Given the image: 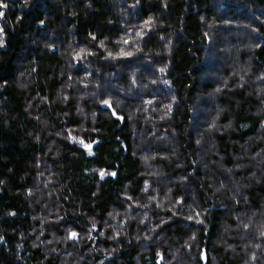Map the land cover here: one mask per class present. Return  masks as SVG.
Returning a JSON list of instances; mask_svg holds the SVG:
<instances>
[{
    "label": "trees",
    "instance_id": "1",
    "mask_svg": "<svg viewBox=\"0 0 264 264\" xmlns=\"http://www.w3.org/2000/svg\"><path fill=\"white\" fill-rule=\"evenodd\" d=\"M0 2V264H264V0Z\"/></svg>",
    "mask_w": 264,
    "mask_h": 264
},
{
    "label": "snow or ice",
    "instance_id": "2",
    "mask_svg": "<svg viewBox=\"0 0 264 264\" xmlns=\"http://www.w3.org/2000/svg\"><path fill=\"white\" fill-rule=\"evenodd\" d=\"M0 8H7V4L6 3H2L0 2ZM4 15V13L2 11H0V17H2ZM0 31H2V28H0ZM105 103H109L108 101H105ZM109 107H111V105L109 104ZM86 147H88L89 149L91 148V145H86ZM103 173H101V177L103 178ZM112 175H115V173H112ZM73 237L76 236V233L72 234Z\"/></svg>",
    "mask_w": 264,
    "mask_h": 264
}]
</instances>
